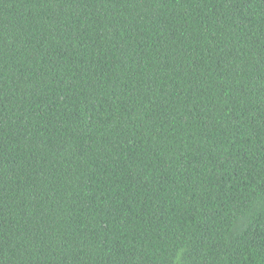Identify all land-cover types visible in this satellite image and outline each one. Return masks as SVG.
<instances>
[{"label":"trees","instance_id":"trees-1","mask_svg":"<svg viewBox=\"0 0 264 264\" xmlns=\"http://www.w3.org/2000/svg\"><path fill=\"white\" fill-rule=\"evenodd\" d=\"M0 264H264V0H0Z\"/></svg>","mask_w":264,"mask_h":264}]
</instances>
